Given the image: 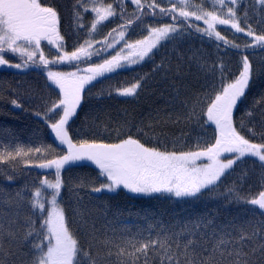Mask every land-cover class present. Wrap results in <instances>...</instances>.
Here are the masks:
<instances>
[{
  "label": "snow or ice",
  "instance_id": "snow-or-ice-1",
  "mask_svg": "<svg viewBox=\"0 0 264 264\" xmlns=\"http://www.w3.org/2000/svg\"><path fill=\"white\" fill-rule=\"evenodd\" d=\"M261 52L264 0H0V66L43 80L0 98L52 138L0 149V264H264Z\"/></svg>",
  "mask_w": 264,
  "mask_h": 264
},
{
  "label": "trees",
  "instance_id": "trees-1",
  "mask_svg": "<svg viewBox=\"0 0 264 264\" xmlns=\"http://www.w3.org/2000/svg\"><path fill=\"white\" fill-rule=\"evenodd\" d=\"M131 11V8H129ZM114 25H108L107 27L101 30V34H105L110 31L111 27ZM224 27V26H220ZM229 35L231 38V33H222ZM139 38L138 36H132V39ZM193 47H207V45H201L199 40L191 41ZM188 45L186 44L185 47ZM260 56H264V52L259 53ZM159 59V57H157ZM15 62V61H14ZM145 71L148 70L147 66L144 68ZM133 73L128 71H119L118 74H114L110 81H106L105 83L115 84L117 81H124L125 79L131 78ZM0 82L4 83V86L11 90H17L21 93V99L25 100L26 90L30 88L39 89L43 85V80L38 78L34 73H29L27 75H18L17 70L8 69L6 67L0 66ZM101 85L97 84L96 89L100 88ZM93 89V91H96ZM4 98H0V149L4 146L12 144V145H20L25 148L29 147H39L41 143L47 144L52 143V138L48 134V130L44 128L39 121L34 117L33 112L36 110L37 106L40 104V101L37 97H33L31 101H25L24 110L15 109L12 106L8 99V92L3 94ZM14 98V97H11ZM119 107L128 106L131 107V104L128 105H117ZM79 121H77V125ZM76 125H74L75 127ZM58 143V142H57ZM87 171V169H76L74 172H82ZM37 174L36 171L32 172V176ZM73 173H69L66 175H71ZM22 182V181H20ZM12 184L9 190L15 189L19 186V183ZM120 200L121 206L127 209H131L133 212L141 206L140 202L137 201H124L121 198H117ZM124 218L129 222H134V216H128V213L125 212Z\"/></svg>",
  "mask_w": 264,
  "mask_h": 264
},
{
  "label": "water",
  "instance_id": "water-1",
  "mask_svg": "<svg viewBox=\"0 0 264 264\" xmlns=\"http://www.w3.org/2000/svg\"><path fill=\"white\" fill-rule=\"evenodd\" d=\"M34 171L39 172V171H41V170H34Z\"/></svg>",
  "mask_w": 264,
  "mask_h": 264
}]
</instances>
